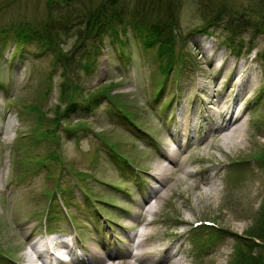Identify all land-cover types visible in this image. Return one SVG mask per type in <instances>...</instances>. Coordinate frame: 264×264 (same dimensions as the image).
<instances>
[{"label":"rangeland","instance_id":"1","mask_svg":"<svg viewBox=\"0 0 264 264\" xmlns=\"http://www.w3.org/2000/svg\"><path fill=\"white\" fill-rule=\"evenodd\" d=\"M90 1L95 4L98 0ZM125 2L131 8L134 0ZM174 2L179 4L178 31L185 38L184 42L177 40L175 47L176 51L184 52L186 65L174 66L176 70L171 71L167 78L161 77L158 70L161 60H158L156 50L144 49L141 39L130 27L126 35L122 36L127 39V45L120 46L106 34L101 47L95 42L96 49L88 45L76 50L73 53V74L69 73V76L79 86L78 96L85 100L90 92L106 88L110 91L107 97L110 102L101 96L91 110L75 112L68 123L79 126L77 134L73 131L65 133L62 131L64 128L61 130L57 150L63 163L52 161L45 167L38 162L48 150L46 142L39 138L33 141L30 132L28 136L31 137L28 138L20 139L16 135L19 136L20 131L35 129L32 114L26 112L22 104H36L46 111L47 117H53V112L48 109L58 102L57 95L63 78L61 68L52 64L54 54L51 51L39 53L40 46L36 43L27 45L23 60L19 57L10 59L13 40L4 41L5 38L0 37V251L10 257L9 260L1 255L0 264H15L13 261H19L22 250H26V233L42 230L40 215L49 198L47 193L53 189L57 176L58 183L69 188L67 190L72 198L66 209L59 205L61 200L52 199L54 204L59 202L55 208L59 215L52 221L46 219L51 225L48 230L73 228L68 218L71 214L86 241L98 238L102 233V237L107 239L110 230H118L116 224L112 223L117 217L111 215L112 220L106 221L94 206L98 205L106 212L112 205L97 201L92 204L93 200L89 197H100L125 208L131 207V199H140L139 188L146 183H154L145 176L142 179L137 168L151 166L148 162L153 152L150 141L155 142L159 136L161 121L169 123L171 114L190 112L213 93L224 96L231 80V71L220 74L219 69H213L216 76L221 75V90L213 92L208 88H200L209 82L201 74L203 69L222 63L241 68L238 78L243 82V94L239 103L246 108L244 122L249 118L248 128L243 130L245 135H242L240 146L223 147L227 154L209 148L204 134H198L190 141L191 147H186L183 163H186L185 168L196 171V176L183 179V174H179L182 182L174 185L172 194L168 192L167 198L161 202L154 215L160 222L153 227H157L161 233L169 230L183 232L194 227V222L204 219L213 221L219 226L217 230H223L222 233L213 235V230L199 229L195 232L200 237L199 241L195 242L190 232L186 240L183 239L188 250L184 264H230L234 260L235 240L232 234H245L251 230L264 207V165L259 166L249 159L253 154L264 151V60L255 56L257 52L262 54L264 34H255L254 50L242 54L238 62L234 61L230 49L223 44L222 26H214L213 36L197 31L201 23L202 4L211 6L210 0ZM212 4L247 13L244 17H249L253 22L261 19L262 12L264 16V0H212ZM75 5L80 6L77 1ZM46 7L47 0H0V29L17 26L21 22L40 24L49 18L46 16ZM140 8L141 5L136 10ZM226 17L231 18V15ZM242 36L246 41L250 35L243 32ZM73 38L70 36L65 39V50L72 44ZM50 80L52 90L47 96H42ZM160 85L161 93L159 91L156 94ZM237 86L235 79L232 94L236 92ZM170 98L171 104L164 109V104ZM77 102V106H82V101ZM128 111L132 119L146 129L153 139L120 117H128ZM42 125L46 129L49 124L44 121ZM120 152L133 161V167L131 164L117 163L112 153ZM209 154L219 159L223 169L216 180L217 183L222 182L221 197L216 203H203L198 198V193L206 188L197 180L202 176L200 169L206 164L205 159ZM240 158L248 161L239 162L238 166L232 164ZM72 171H77L78 179L82 176L90 196H86ZM176 190L182 192L180 196H176ZM58 192L54 190L53 193L58 195ZM178 210L181 216L189 219L188 224L176 223L181 217ZM201 243L205 251L199 255L196 249ZM119 244L124 246L122 242ZM257 251L258 248L252 252Z\"/></svg>","mask_w":264,"mask_h":264},{"label":"trees","instance_id":"2","mask_svg":"<svg viewBox=\"0 0 264 264\" xmlns=\"http://www.w3.org/2000/svg\"><path fill=\"white\" fill-rule=\"evenodd\" d=\"M76 1L80 6L75 5ZM125 1L98 0L93 4L90 0H47L46 16L49 17L47 20L40 24L21 22L20 25L5 30L0 29V37L2 39L4 37V41L13 39L20 47L36 43L40 49L51 51L54 54L52 64L61 68L63 78L57 95L58 102L48 109L53 112V117H47L46 111L36 104H22L26 112L32 114L35 121V129L30 130L33 134V141L36 142L39 138L46 142L48 150L43 158L47 162L58 158L53 148L61 140V130L64 128L62 131L66 133L74 127L77 128L68 123L72 112L77 111L78 108H91L97 104L99 97H108L110 92L106 88L94 93L90 92L85 100L78 96L79 86L76 85L73 77L69 76V73L73 74V53L76 50L86 48L88 45L96 49L95 42L100 44L106 34H109L113 41L124 46L125 41L122 36L126 35L130 27L141 39L145 48L156 47V56L158 60H161L158 70L164 79L173 66L184 65L186 62L184 52L176 51L175 47L177 40L182 42L185 40L178 31L177 9L179 4H175L174 0H134L130 8ZM210 3L211 6L202 4L201 23L197 26V31L214 35V26H222L223 44L233 53L239 55L252 50L255 34H264L263 12L261 19L253 22L249 17H244L247 13L238 10L231 11L225 6H215L212 0ZM139 5L141 8L137 11L136 7ZM226 15H231V18L227 19ZM243 32L250 35L246 41L242 36ZM70 36L74 37L73 42L65 50L64 41ZM262 55L264 56V49ZM50 90H52L51 80L43 89L42 96H47ZM77 101H82V106H77ZM44 121L49 124L46 129L42 128ZM255 156L257 159L264 158V151ZM260 213V218L243 237L234 235L237 244L232 256L234 260L230 264H264V207ZM257 248L258 251L253 253L252 251Z\"/></svg>","mask_w":264,"mask_h":264},{"label":"bare ground","instance_id":"3","mask_svg":"<svg viewBox=\"0 0 264 264\" xmlns=\"http://www.w3.org/2000/svg\"><path fill=\"white\" fill-rule=\"evenodd\" d=\"M219 56L218 58L221 59V55ZM213 69H219L220 74L231 71V80L226 86L224 96L221 93L218 95L213 93L210 98L202 101L201 106H195L190 112L174 114L169 123L165 120L161 121L162 126L156 143L150 141L153 152L148 162L151 166L141 172L155 184L143 185L140 188V199H131L130 208L123 209L121 205L115 208L118 219L116 224L124 246L119 244L120 240H112L111 237V240L105 239L102 235L92 239L89 245L83 242L77 243L73 238L71 243L67 240L58 243L56 237L31 243L29 239L32 234L26 233L25 240L28 241L30 251L22 250L20 256L23 258L20 257L16 264H39V262L41 264H184L188 255V250L183 245L184 235L174 230L161 233L153 226L160 222L154 215L160 208L161 202L167 198L168 192L172 194L174 185L182 182L179 174H183V179L196 176V172L185 168L186 163H183L187 153L186 147L190 146L191 138L197 134H204L209 148L227 154L223 147L240 146L242 135H245L243 130L248 128L249 118L244 122L246 108L239 107L243 94V82L238 78L241 68L230 67L227 63L210 65L209 69L204 68L201 74L209 79V82L202 84L200 87L202 90L208 88L215 92L223 87L219 81L221 75L216 76ZM235 79L238 86L236 92L232 94ZM183 138L187 140L185 145L182 144ZM170 142H174L175 147H168ZM205 162L206 164L200 169L202 176L199 182L206 185V188L198 193V198L203 203L209 201L216 203L219 202L220 190H222L220 186L222 182H216L221 174V162L213 154H209ZM151 192L152 194H149ZM181 193L175 191L176 196H180ZM177 212L181 216V211ZM188 221L187 217L181 216L176 223ZM135 227L137 229L133 230ZM60 247L66 248L68 254L72 252L75 260L52 261L55 250ZM80 252L81 256H79ZM44 257L48 258L47 263L43 261Z\"/></svg>","mask_w":264,"mask_h":264}]
</instances>
